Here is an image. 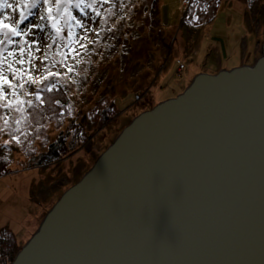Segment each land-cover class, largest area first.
I'll use <instances>...</instances> for the list:
<instances>
[{"label": "water", "instance_id": "95a60500", "mask_svg": "<svg viewBox=\"0 0 264 264\" xmlns=\"http://www.w3.org/2000/svg\"><path fill=\"white\" fill-rule=\"evenodd\" d=\"M12 264H264V40L135 116Z\"/></svg>", "mask_w": 264, "mask_h": 264}, {"label": "rangeland", "instance_id": "374dc122", "mask_svg": "<svg viewBox=\"0 0 264 264\" xmlns=\"http://www.w3.org/2000/svg\"><path fill=\"white\" fill-rule=\"evenodd\" d=\"M191 1L8 0L13 8L0 9L19 32L0 28V128H9L0 136V222L19 244L140 110L177 96L198 73L254 64L261 55L264 0H221L208 24L185 20ZM21 11L27 19L17 23ZM55 81L69 92L64 124L82 120L105 95L119 96L118 111L98 129L87 126L90 137L67 157L29 168L27 149H46L58 128L50 121L27 131L20 113Z\"/></svg>", "mask_w": 264, "mask_h": 264}, {"label": "trees", "instance_id": "16d2710c", "mask_svg": "<svg viewBox=\"0 0 264 264\" xmlns=\"http://www.w3.org/2000/svg\"><path fill=\"white\" fill-rule=\"evenodd\" d=\"M90 1L93 2L94 0ZM245 2L243 3V7L247 8L245 4L249 5L250 3L248 1ZM222 6L221 0H192L191 4L184 8L187 11L185 20L187 19L186 21L196 24H208L214 20ZM140 13L145 12L140 11ZM178 60L177 62L179 63ZM42 87L38 90L39 97L26 104L20 115H23L27 131H32L35 127H42L50 121L55 122L58 130L55 133V140L50 142L46 149L40 152H36L35 149H27L28 155L30 156L29 168L54 163L59 159L67 157L77 149L79 144L90 137V134L86 130L87 126L90 129H98L118 111L117 98L119 96L105 95L99 100H96L93 106L85 110L82 120L77 121L75 117L71 116L66 124H64L65 117L72 114L69 109L71 106L69 92L67 93L63 84L57 81L53 84L48 83ZM133 91L135 92L133 94L134 97L137 96V98L143 94L142 92H137V90ZM133 91L131 90L132 93H134ZM138 101L141 102L142 99ZM155 105H150L148 108L140 110L133 118L142 111L151 109ZM8 129L7 126L1 127L0 136L3 131H8ZM3 174L0 172V176ZM23 245L24 243H18L15 234L9 228L4 227L0 229V264H11Z\"/></svg>", "mask_w": 264, "mask_h": 264}, {"label": "snow or ice", "instance_id": "6c2138e0", "mask_svg": "<svg viewBox=\"0 0 264 264\" xmlns=\"http://www.w3.org/2000/svg\"><path fill=\"white\" fill-rule=\"evenodd\" d=\"M16 7H20V5L17 4ZM32 7H35V4H32ZM2 8H13V5L10 4V3H8V0H0V9H2ZM9 18L10 17H8L7 15H5L3 19H0V28H7L13 34L19 35V32H17V28L14 25L4 23V20L5 19H9ZM25 19H27V17L21 11L20 20L17 23H22Z\"/></svg>", "mask_w": 264, "mask_h": 264}, {"label": "built area", "instance_id": "2783aa9c", "mask_svg": "<svg viewBox=\"0 0 264 264\" xmlns=\"http://www.w3.org/2000/svg\"><path fill=\"white\" fill-rule=\"evenodd\" d=\"M179 61V67H178V74L180 75L181 74V72H182V70L184 69V65H183V62H180V60H178Z\"/></svg>", "mask_w": 264, "mask_h": 264}, {"label": "crops", "instance_id": "0c3cea01", "mask_svg": "<svg viewBox=\"0 0 264 264\" xmlns=\"http://www.w3.org/2000/svg\"><path fill=\"white\" fill-rule=\"evenodd\" d=\"M256 44H257V47H258V48H261V46H262V41L259 40ZM2 224H3V222H0V229H2V228L4 227V226L1 227ZM10 230H11V229H10ZM12 232H13V231H12ZM13 233H14V232H13ZM14 234H15V233H14Z\"/></svg>", "mask_w": 264, "mask_h": 264}, {"label": "bare ground", "instance_id": "6f19581e", "mask_svg": "<svg viewBox=\"0 0 264 264\" xmlns=\"http://www.w3.org/2000/svg\"><path fill=\"white\" fill-rule=\"evenodd\" d=\"M180 64V63H179ZM183 65H184V63H183ZM184 68H185V65H184ZM10 229V228H9ZM13 262V261H12ZM12 262H11V264H12Z\"/></svg>", "mask_w": 264, "mask_h": 264}]
</instances>
